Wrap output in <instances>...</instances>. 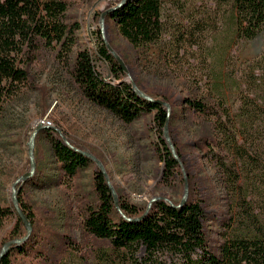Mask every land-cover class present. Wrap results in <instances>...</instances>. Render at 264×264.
<instances>
[{"label":"rangeland","instance_id":"obj_1","mask_svg":"<svg viewBox=\"0 0 264 264\" xmlns=\"http://www.w3.org/2000/svg\"><path fill=\"white\" fill-rule=\"evenodd\" d=\"M63 1L67 4L65 20L77 24L68 58L58 56V46L41 47L26 65L29 86L6 96L0 105V206L12 203L13 183L31 170L29 139L41 125L32 146L35 168L27 178L33 181L26 182L21 192L32 213L28 235L32 238L23 253L13 255V264H134L128 252L113 250L109 239L83 227L86 206L96 204L92 177L97 169L103 171L116 200L122 197L139 207L157 197L183 199L186 187L188 195L190 175L192 191L205 210L212 247L224 230L242 222L246 211L264 224V170L252 171L249 183L241 179L246 197L230 193L223 176L204 155V140L215 136L211 116L197 115L180 104L184 98L215 106L222 100L229 119L221 118V142L233 122L239 128L241 92L246 93L255 75L264 80V62L254 72L248 65L264 53V27L251 39L239 38L229 5L217 7L210 0H161L159 38L132 46L104 17L116 0ZM97 31L123 65L119 78L96 53ZM76 49L89 51L96 72L107 82L118 84L125 79L148 94L169 98L175 114L164 133L156 127L152 113L143 111L124 122L89 101L70 74ZM258 109L261 119L252 130L250 147L254 158L261 154L258 161L264 169V105ZM43 129L57 130L66 142L73 141L85 150L92 161L72 177L63 175ZM162 138L171 150L176 145L180 151L176 170L185 177L184 185L178 172L174 178H163L164 165L158 155ZM13 222L10 217L0 223V244ZM142 255L141 247L137 259Z\"/></svg>","mask_w":264,"mask_h":264},{"label":"trees","instance_id":"obj_2","mask_svg":"<svg viewBox=\"0 0 264 264\" xmlns=\"http://www.w3.org/2000/svg\"><path fill=\"white\" fill-rule=\"evenodd\" d=\"M210 1L217 7L229 5L231 21L239 38L251 39L264 27V0ZM66 9L63 0H0V105L6 96L29 86L26 65L41 47L58 46V56L68 58L75 43L77 24L65 20ZM160 9L161 0H116L108 6L104 17L114 23L127 42L140 46L159 38L162 31ZM96 34L97 55L111 66L114 77L119 78L124 68L100 32ZM262 62L264 53L250 60L248 65L254 72L256 68L261 69L258 66ZM70 74L89 101L124 122H130L146 111L152 113L153 122L163 134L175 114L166 96L148 94L125 79L118 84L107 82L96 72L90 53L85 49L74 52ZM259 76L255 75L257 78L253 84L249 83L246 93L241 92L240 126L231 122L223 142L219 138L220 121L222 117L229 119V114L222 100H217V106L189 98L180 102L197 115L211 116L209 120L215 136L204 140V155L223 176L228 191L243 197L246 193L241 179L249 183L252 171L264 170L258 161L261 154L254 158L250 147L252 130L261 119L258 108L264 105V80ZM43 132L49 138L52 154L63 175L72 177L92 161L85 150L73 141L66 142L57 130L43 129ZM160 141L158 155L164 165L163 178H174L177 172L180 173L176 170L180 167V151L174 145V154L163 138ZM180 175L184 185L185 177ZM187 178L188 195L183 202L181 198L173 201L157 197L150 204L139 207L118 197L116 207L104 173L97 169L92 177L96 204L86 206L83 227L90 234L109 239L113 250L128 252L134 264H264V224L251 212L241 215L242 222L231 230H224L218 244L210 246L202 201L192 191V177L188 175ZM31 181L33 178L18 183L15 198L19 209L33 225L32 213L21 195L22 186ZM10 217H14V222L1 240V247L8 241L23 238L27 232L13 200L10 205L0 206V223ZM27 238L10 245L0 258V264H13V255L23 253L32 236ZM141 247L143 255L138 260L136 254Z\"/></svg>","mask_w":264,"mask_h":264},{"label":"water","instance_id":"obj_3","mask_svg":"<svg viewBox=\"0 0 264 264\" xmlns=\"http://www.w3.org/2000/svg\"><path fill=\"white\" fill-rule=\"evenodd\" d=\"M119 60V59H118ZM120 62V61H119ZM121 66L123 67L122 63L120 62ZM39 128H41V125H38L37 129L38 130ZM36 130L33 132V134L31 135L30 139H29V148H28V154H29V158H30V165H31V170L29 172H27L26 174L20 176L19 178H17V180L15 181V183L19 180H24V179H27L32 171H34V168H35V165H34V162H33V157H32V146H33V141H34V134L36 132ZM172 151L174 152V149L172 147ZM175 154V153H174ZM15 183H13V191H12V196H13V203L16 207V210L19 214V216L22 218L26 228H27V235L24 236L23 238H17V239H14V240H11V241H8L6 242L5 244H3L1 250H0V258L5 255L9 249V246L12 245L13 243H21L23 241L26 240V238L28 237V235L30 234L31 232V224L29 223L28 219L25 217V215L21 212V210L19 209L18 205H17V201H16V198H15V191H14V188H15ZM114 195V200H115V205L116 207L118 206L117 205V200H116V196L115 194L113 193ZM187 196V187H186V191H185V195H184V198L182 199V202L185 200V197Z\"/></svg>","mask_w":264,"mask_h":264}]
</instances>
